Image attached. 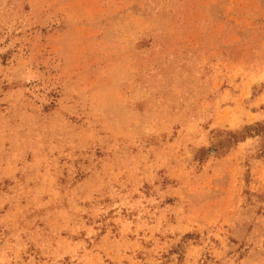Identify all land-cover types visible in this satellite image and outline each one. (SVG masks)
<instances>
[{
  "label": "rangeland",
  "instance_id": "374dc122",
  "mask_svg": "<svg viewBox=\"0 0 264 264\" xmlns=\"http://www.w3.org/2000/svg\"><path fill=\"white\" fill-rule=\"evenodd\" d=\"M0 264H264V0H0Z\"/></svg>",
  "mask_w": 264,
  "mask_h": 264
}]
</instances>
